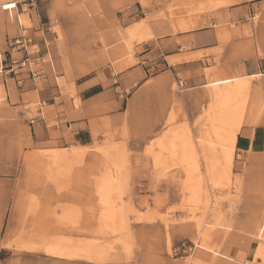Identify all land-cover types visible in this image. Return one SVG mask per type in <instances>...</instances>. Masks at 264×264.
Here are the masks:
<instances>
[{"label": "rangeland", "instance_id": "obj_1", "mask_svg": "<svg viewBox=\"0 0 264 264\" xmlns=\"http://www.w3.org/2000/svg\"><path fill=\"white\" fill-rule=\"evenodd\" d=\"M11 1L14 0H0V4L11 5ZM137 1L148 12L140 13ZM164 1L17 0V3L26 14L20 16L21 19L28 20L27 15H30L34 24L37 22L46 32L50 29L56 38V53L52 56L54 66H60L61 63L67 66L68 61L73 63L81 60L85 54L82 47H86L87 51L97 43L102 47L105 61H109L107 54L116 50L119 53L116 54L115 64L128 61L136 64L135 45H139L137 52L142 51V44L150 49L154 46L155 51H159L157 41H162L170 33H184L176 31L179 23H195L198 29L192 31L211 28L216 34L218 30H222L224 38L218 40V54L221 53V47L229 45L231 40L244 38L251 45H256L259 26L264 34V21L261 22V16L259 17L260 13H264V0H245L235 4L239 7L258 4L254 11L256 16L252 20L223 18L221 10L227 11L228 7L211 9L209 0ZM153 2L155 4H151ZM140 19H144L145 28L141 35L149 38L146 43H140L139 38H132L128 33ZM163 23L168 26L162 25ZM211 25H216V28ZM21 26L27 31L32 28L31 23ZM71 41H75L74 46H78V50L73 53L78 56L77 59L70 57L72 53L68 52L71 50ZM51 46L54 45H49ZM28 51L34 53L38 48L33 46ZM92 54L91 50L88 51V62H95ZM13 56L18 57L15 54ZM214 72L215 70H204L205 85L217 78L247 77L245 73L216 75ZM159 73L160 71H155L154 74ZM56 75L65 76L58 79L62 94L75 99V91L71 88L73 82L66 81L68 74L58 71ZM246 80L248 89L245 116H257L260 122L258 138L262 143L264 77ZM208 89L203 88L207 97ZM179 91L177 84L172 81L169 105L163 112H160V104L159 107L151 108L154 118L161 114V121L147 133L140 127L131 128L127 124L129 117L126 112L122 115L123 123L118 128L105 131L101 139L94 142L103 149L114 145L118 150L121 149L123 160L119 169L105 163L99 150L93 148L86 152L87 156L80 161V165L77 164L66 172L65 179L60 181L61 188L58 189L54 183L37 174L33 167L31 170L28 168L29 154L26 155V173L30 183L22 192L23 223L16 241L63 238L67 244L75 248L79 246V251L97 244L108 253L107 262L103 264H146L148 260L153 264H263L256 257V251L259 245L264 246V153L247 155L237 154L235 151L230 179L228 183L220 185L208 181L204 163L198 156L202 177L199 197L201 203L198 207L191 205L184 186L185 168L178 164L177 158L172 159L169 154L161 152L158 145L170 128L184 127L190 131L194 146L197 145L201 133L206 130L205 109L209 105V99L204 98L195 111L189 112L182 99L177 97ZM129 96L130 93H122L121 112L128 109ZM160 100L158 96L156 102L160 103ZM74 103L76 107L79 106L78 100L75 99ZM27 105L31 116H36L38 102L31 100ZM43 112L45 114L46 110ZM189 114L195 115L193 122L189 121ZM151 150L153 154H163L162 167H155ZM195 150L198 153L197 148ZM106 174L112 176V190L104 189L103 181L108 179L104 177ZM31 198L37 201V210L33 214L27 210ZM60 209H63L64 217L61 216ZM116 209L124 210L125 215H115L117 217L111 223L108 221L109 214L116 212Z\"/></svg>", "mask_w": 264, "mask_h": 264}, {"label": "crops", "instance_id": "obj_2", "mask_svg": "<svg viewBox=\"0 0 264 264\" xmlns=\"http://www.w3.org/2000/svg\"><path fill=\"white\" fill-rule=\"evenodd\" d=\"M221 1L225 4L215 10L228 7L227 11L221 10L223 18L252 20L256 16L254 11L258 4L239 7L235 4L245 0L234 4H227L233 0ZM221 1L219 0L220 3ZM15 2L11 4L12 7L0 9V72L3 71L0 73V244H3L0 246V264H84L78 261L88 262L84 258L55 257L46 254L40 247L48 240L60 238L38 241L40 245L34 240L16 241L23 223L22 192L30 183L26 173V155L29 154L27 165L31 170L32 167L35 169L31 160L33 152L77 146L91 149L100 146L94 142L99 141L105 131L118 128L123 123L122 115L126 112L129 117L127 124L135 129L140 127L147 133L161 121V114L154 118L151 108L160 106V112H163L169 105L172 81L180 89L178 99H182L189 112L195 111L196 106L206 99L203 88H209V105L205 109L206 112L214 103L217 80L247 81L248 78L264 77L263 30L259 26L256 45H251L244 38L231 40L229 45L221 47V53L218 54V40L224 38L222 30L216 34L211 28L192 31L198 29L195 23H179L177 26H182L183 30L176 31L184 33H170L162 41H157L159 51H155L154 46L150 49L146 44H142V51L137 52L139 45H135L136 64L129 61L115 64L116 54L119 53L116 50L109 52V61H105L102 47L97 43L90 48L95 62H88L87 54L90 50L85 51L86 47H82L84 58L73 63L68 61L67 66L61 63L62 67L57 64L54 66L52 62V56L56 53V38L51 30L43 31L37 22L34 24L30 15H27L29 21L22 18L24 22L20 23V16L26 14L17 0ZM137 5L140 13L148 12L138 1ZM152 8L157 10L156 7ZM259 17L263 22L264 13H260ZM30 23V31L21 26H28ZM162 25L168 26L167 23ZM211 26L216 28V25ZM136 37L140 43L148 42L144 35L135 33L132 38ZM26 40L29 42L22 43ZM15 42L21 43L16 45ZM73 43L75 41H71V50L68 52L72 53L70 57L77 59L78 56L73 53L78 50V46ZM33 46H36L38 51L30 53L28 49ZM14 54L18 57L14 58ZM25 60L28 64L25 68H20L17 64L13 66L14 72H9L13 63ZM204 70H215L216 75L245 73L247 77L217 78L205 85ZM58 71L68 74L66 81L73 82L71 88L75 91L78 107L75 106L74 98L62 94L58 79L65 76L57 77ZM155 71L160 73L154 74ZM222 86L223 84L218 87ZM123 92L130 93V96L128 109L121 112L120 98ZM158 96L160 103L156 102ZM31 100L38 102L36 116H31L27 105ZM246 107L247 98L245 113ZM104 118L108 120H103ZM188 119L193 122L195 115L189 114ZM245 122L246 125L236 141V153L263 154L264 139L261 143L258 138L260 122L257 116L249 114L245 116ZM146 264L153 263L148 260Z\"/></svg>", "mask_w": 264, "mask_h": 264}, {"label": "bare ground", "instance_id": "obj_3", "mask_svg": "<svg viewBox=\"0 0 264 264\" xmlns=\"http://www.w3.org/2000/svg\"><path fill=\"white\" fill-rule=\"evenodd\" d=\"M239 1L241 0H233L231 2H227V4H234ZM15 3L16 2L14 0L13 4ZM222 4L225 3L224 2L220 3L219 0H209L208 5L209 8L216 9L217 7L222 6ZM6 5H8V3H4V4L2 3L0 4V8H3ZM23 19L20 18V23L24 22ZM143 21L144 19L137 22L134 25L133 30L129 29L128 33L129 35L131 34V37H133L135 33H139L140 35L141 33H143L145 29ZM176 30H183V27L178 26ZM218 33L221 32L218 30ZM147 36H150V34L147 33ZM221 84H223L222 88L218 87ZM215 85L217 89L214 97V103L211 106V108H208V110L205 113L206 130L205 131L202 130L203 132L201 133L197 141V145L194 146L190 131L188 130L187 127L181 129L170 128L166 132L165 136H163L162 139L159 141V145H158L159 150L161 152H165L169 154L172 159L177 158L178 164L182 165L185 168L184 172L186 174V179L184 180V186H185V190L189 194L188 201L190 202L191 205H196V206L199 203H201L199 201L200 200L199 197L201 195L200 185L202 181V177L199 172L200 167L198 166V156L202 159L204 163V168L206 170L205 171L206 177L210 183L214 185L228 183V179H230L229 176L233 168V159H234L236 141L241 133L242 128L246 125L245 106H246V98H247L246 91L248 87V82L245 80L244 81L232 80L231 82L230 81L224 82L217 80L215 82ZM0 88H1V80H0ZM114 146H108L105 149L100 148L101 146L99 147L95 146L94 149L99 150V152L102 154V158L105 163L110 164L113 167H116V169L117 168L119 169L122 165L121 161L123 160V156H122L123 153H121V149L118 150L119 148H116ZM195 148H197L198 153L196 152ZM88 150H93V147L89 149V147L77 146V147H71L69 149L62 148V149H53L46 151H37V152H33L31 160L35 165L36 173L43 176L50 182L54 183L59 189L60 181L65 179L66 172L68 173V170H70L71 167L74 168L75 165L77 164L80 165V161L84 158ZM150 153L152 155L153 163L155 167L156 166L162 167L161 158L163 154L162 153L153 154L152 150ZM104 177L108 178L103 181L104 189L108 190L109 188L110 189L113 188L112 187L113 185L110 187V183H111L110 179L112 176L110 177V175L106 174V176ZM111 190L110 192H112ZM113 190H115V187ZM31 199L32 200L28 203L27 210L28 213L33 214V212H36L37 210V201L35 198H31ZM62 210L60 209L59 212L61 213V216L64 217V211ZM123 211L124 210L121 211V209L120 211H117L116 209V212H110L108 217L110 220L108 219L107 220L113 223L114 219L118 215L122 216L124 214ZM70 215L71 214L69 212V216ZM115 215L117 216L115 217ZM67 243L68 242L66 241V239L64 240L63 238H60L57 240L55 239L48 240L40 247L43 249V251L46 254L60 258H68V259L84 258L88 262L95 264H102L107 259L108 253L100 245L92 244L89 247L87 248L85 247V249L83 248L79 251L78 249L79 246L78 248H75L74 246ZM256 257H259L264 264L263 245L258 246V249L256 251Z\"/></svg>", "mask_w": 264, "mask_h": 264}, {"label": "built area", "instance_id": "obj_4", "mask_svg": "<svg viewBox=\"0 0 264 264\" xmlns=\"http://www.w3.org/2000/svg\"><path fill=\"white\" fill-rule=\"evenodd\" d=\"M29 42V40H26L25 42H22V43H28ZM18 43H21V42H15L14 44H18ZM11 47V46H10ZM17 64H19V66H20V68H25V66H26V64H27V62H26V60L25 61H23V62H19V63H13L12 64V66H10L9 67V72H14V69H13V66H15V65H17ZM28 65V64H27ZM3 71L1 70V72L0 73H2Z\"/></svg>", "mask_w": 264, "mask_h": 264}, {"label": "snow or ice", "instance_id": "obj_5", "mask_svg": "<svg viewBox=\"0 0 264 264\" xmlns=\"http://www.w3.org/2000/svg\"><path fill=\"white\" fill-rule=\"evenodd\" d=\"M5 7H12V5H6Z\"/></svg>", "mask_w": 264, "mask_h": 264}]
</instances>
